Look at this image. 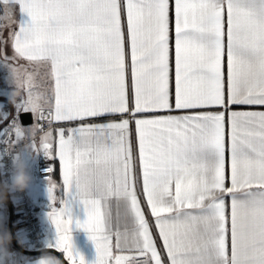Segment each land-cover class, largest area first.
Returning <instances> with one entry per match:
<instances>
[{
  "label": "snow or ice",
  "instance_id": "1",
  "mask_svg": "<svg viewBox=\"0 0 264 264\" xmlns=\"http://www.w3.org/2000/svg\"><path fill=\"white\" fill-rule=\"evenodd\" d=\"M0 4V20L19 16L9 33L14 55L0 47V62L26 92L18 107L37 121L34 140L42 133L34 146L50 159L55 149L63 189L83 204L87 219L78 224L95 244L96 264H264V110H250L264 108V0ZM20 59L50 67L51 95ZM173 110L185 114H158ZM116 115L53 135V123ZM12 134L23 135L15 120ZM67 211L51 213L56 247L69 264H85L73 253Z\"/></svg>",
  "mask_w": 264,
  "mask_h": 264
},
{
  "label": "crops",
  "instance_id": "2",
  "mask_svg": "<svg viewBox=\"0 0 264 264\" xmlns=\"http://www.w3.org/2000/svg\"><path fill=\"white\" fill-rule=\"evenodd\" d=\"M2 7H3L2 4H0V10H2ZM14 19L16 20V23L14 24L8 23V26L3 28L5 31H7L5 35L6 38H3L4 40V43L2 44L3 54L9 57L14 55V50L11 47V38H10L9 33L12 29H18V19H19L18 10L14 16ZM3 23L7 25L6 22H3ZM128 63L130 64V56L128 57ZM171 63H172V71L170 73V76H171L170 90L172 92V102L174 104V50L172 53ZM18 64L29 66L30 72H37L38 74L40 73V75L42 76H44L43 73L47 74L50 72V67L47 65H44V66L29 65L27 61L22 60V59L18 61ZM129 74H130V69H129ZM46 76H47V81H48V85H47L48 89L45 91L48 93V95H51L52 94L51 87H52L53 81L51 80V77L49 75H46ZM37 78L38 76H36V80ZM38 91H42V90L38 89ZM22 96L26 98V92H24ZM19 103H20V98H16L15 103H12V107H11V109L12 110L14 109V110L13 111L9 110L10 111L9 115L10 113L13 114L14 112L15 113L18 112L19 114L20 111H23L18 107ZM232 108L240 110V109H247V106H232ZM207 110L220 111L221 109L213 108V109H207ZM250 110H264V108L253 106ZM196 111H200V110H196ZM28 112L31 113L32 123L27 126H22L21 130L23 132V135L17 137V143L19 145V151H18L17 158L21 162L24 163L26 171L30 177V182L28 184V187L25 190H26V194L29 200L33 203L35 207L37 218L45 230L46 236H45V239L43 240V247L53 248L61 252L65 258L63 251L59 250L56 247L57 240H58V232H57L55 224L53 223L51 213L54 210L59 211L61 209L67 208L69 209V211L66 212L65 218L71 219L70 235H71L73 253L78 254L79 256H82L84 258L85 264H96L97 252H96L95 244L90 239L89 233L85 229L79 226V224H83L84 221L87 219V214L83 207V204L80 203L79 199L76 196L74 189L69 190V191H65L63 189V178H62V173H61V166H60L58 157L55 156V149L53 151L54 158L50 159L48 155H46L43 151L38 150L34 146L35 143L37 146H39L40 139L38 142L32 141V135L30 134L29 130L31 128L30 127L31 125L34 126L36 124V120L34 118L33 113L31 111H28ZM158 114L160 115H165V114L181 115V114H185V112L182 110H173L171 113H158ZM9 115L5 117L1 115L0 116L3 120L7 118ZM125 118H127V114H125ZM120 119H121V116L116 115V116H105V117H100V118H89L86 121L53 123L52 125L53 135L55 136L56 134L55 129L60 128V127H64V128L76 127V126H79V124L81 123H103L109 120L119 121ZM130 129H131V139H132V146H133V155L136 158V163H137L136 172L137 174H139L138 145L136 142L134 121L130 123ZM39 157H45L46 159L50 160L52 164L53 162L56 163V166H57V177L56 178H52L51 180H48L45 182H34L32 180V177H31L32 168ZM53 183H55L56 188L54 189V192L50 194L49 188ZM137 191H138L139 199L141 201V207L145 211L146 218L149 220L154 236H156L158 235V233H157V230L155 229L154 219L151 217L150 210L147 208L146 200L142 195V181L138 183ZM110 210L113 214V218L115 219L116 212H117L115 201L111 202ZM7 218H8L7 212L4 210H0V222H2L6 227H7ZM15 234H16L17 239H19L21 235L22 237H24L21 232V229H17ZM19 241H21V239ZM157 243H158V246L161 244L159 240H157ZM4 255L5 253H0V264H7V257L5 259ZM42 257L43 256L28 257V256L21 254L20 257L18 258L16 257L17 261L15 264H39Z\"/></svg>",
  "mask_w": 264,
  "mask_h": 264
},
{
  "label": "built area",
  "instance_id": "3",
  "mask_svg": "<svg viewBox=\"0 0 264 264\" xmlns=\"http://www.w3.org/2000/svg\"><path fill=\"white\" fill-rule=\"evenodd\" d=\"M15 120L20 129L22 125L18 114L8 116L0 120V180H10L13 170V159L18 157L19 145L17 137L12 134L8 136V129L11 122ZM37 123V121H36ZM43 124L47 129V124ZM42 133H38L32 141L38 142ZM14 141V142H13ZM52 169V172L49 171ZM53 164L45 157H39L34 164L31 172V177L34 182H45L52 179ZM16 221L19 224L21 232L27 243L31 246L30 249L37 250L43 247V240L45 239V230L37 218V213L33 203L29 200L26 190L13 192L8 197ZM0 210L7 211V202L0 204Z\"/></svg>",
  "mask_w": 264,
  "mask_h": 264
},
{
  "label": "rangeland",
  "instance_id": "4",
  "mask_svg": "<svg viewBox=\"0 0 264 264\" xmlns=\"http://www.w3.org/2000/svg\"><path fill=\"white\" fill-rule=\"evenodd\" d=\"M0 16H2V13L0 12ZM6 22L8 25V21L5 20H0V23ZM5 24V23H4ZM6 32L4 29H2V39L6 38ZM4 41V40H3ZM0 47H3V45H0ZM15 63V62H13ZM24 66V65H23ZM28 71H29V66H24ZM30 72V71H29ZM44 76L40 75V73L37 75V83L41 85V87L39 89H41L42 91L47 90L48 88V81H47V76L45 73H43ZM12 93H16L15 95V100L16 98H21L22 94L24 93L22 90L18 89L15 83V79L14 76L12 74V69L11 66L9 64H6L4 62H0V115L5 117L7 115H9V110L13 111L11 109L12 107V102H11V94ZM11 102V103H10ZM18 108V107H17ZM16 110V109H15ZM20 110V109H18ZM21 112H28V111H20ZM13 113V112H12ZM18 114V112H14L13 114L10 113L9 116L12 115H16ZM0 116V120H2ZM32 128V125L30 126ZM30 128V129H31ZM7 212V211H6ZM8 216V213H7ZM15 224L17 226V229H20L19 224L17 223V221L15 220ZM8 229V226H7ZM17 231V230H16ZM15 231V232H16ZM21 239V241H19ZM19 243L25 248V249H30L31 246L29 245V243L26 242L25 238L22 237V235L20 236V238L18 239ZM21 253H19L14 246L12 245V243H10L7 246V252L4 255L5 259L7 257V264H15L17 261V258L20 257ZM17 257V258H16Z\"/></svg>",
  "mask_w": 264,
  "mask_h": 264
},
{
  "label": "clouds",
  "instance_id": "5",
  "mask_svg": "<svg viewBox=\"0 0 264 264\" xmlns=\"http://www.w3.org/2000/svg\"><path fill=\"white\" fill-rule=\"evenodd\" d=\"M16 93L11 94V102L15 103ZM30 177L26 171L25 165L18 158L13 159V170L10 180H0V204H3L13 192L23 191L28 187ZM12 241V235L7 227L0 222V253L7 252V246ZM39 264H62L57 257L45 255L41 258Z\"/></svg>",
  "mask_w": 264,
  "mask_h": 264
},
{
  "label": "water",
  "instance_id": "6",
  "mask_svg": "<svg viewBox=\"0 0 264 264\" xmlns=\"http://www.w3.org/2000/svg\"><path fill=\"white\" fill-rule=\"evenodd\" d=\"M19 120L22 126H27L32 123V118H31V113L30 112H21L18 114ZM7 202V213H8V218H7V226L8 230L12 235V245L14 248L21 254L28 256V257H37V256H44V255H52L57 257L60 261H62V264H69L67 260L64 258L63 254L53 248L49 247H42L37 250L33 249H25L18 241L15 230L13 227V208L12 205L9 201V199L6 200Z\"/></svg>",
  "mask_w": 264,
  "mask_h": 264
},
{
  "label": "trees",
  "instance_id": "7",
  "mask_svg": "<svg viewBox=\"0 0 264 264\" xmlns=\"http://www.w3.org/2000/svg\"><path fill=\"white\" fill-rule=\"evenodd\" d=\"M56 177H57V166H56V163L53 162L52 178H56ZM15 220H16V217H15V215H13V227H14V230L16 231L17 230V226L15 224Z\"/></svg>",
  "mask_w": 264,
  "mask_h": 264
}]
</instances>
